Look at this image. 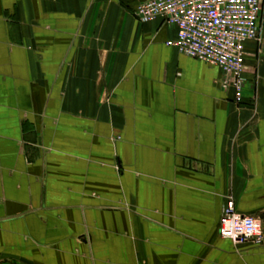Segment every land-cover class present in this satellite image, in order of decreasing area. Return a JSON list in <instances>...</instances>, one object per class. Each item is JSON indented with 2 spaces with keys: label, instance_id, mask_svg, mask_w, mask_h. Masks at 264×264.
Masks as SVG:
<instances>
[{
  "label": "crops",
  "instance_id": "1",
  "mask_svg": "<svg viewBox=\"0 0 264 264\" xmlns=\"http://www.w3.org/2000/svg\"><path fill=\"white\" fill-rule=\"evenodd\" d=\"M146 1L0 0V264H264V47L237 105Z\"/></svg>",
  "mask_w": 264,
  "mask_h": 264
},
{
  "label": "built area",
  "instance_id": "2",
  "mask_svg": "<svg viewBox=\"0 0 264 264\" xmlns=\"http://www.w3.org/2000/svg\"><path fill=\"white\" fill-rule=\"evenodd\" d=\"M142 23L162 19L177 29V38L167 46L223 73L225 91H233L242 105L249 84L246 43L264 47V0H148L135 12ZM219 237L233 245L260 244L264 229L260 219L238 211L228 197L218 228Z\"/></svg>",
  "mask_w": 264,
  "mask_h": 264
}]
</instances>
